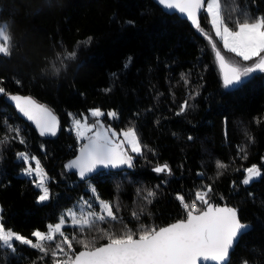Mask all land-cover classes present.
<instances>
[{
  "label": "trees",
  "instance_id": "16d2710c",
  "mask_svg": "<svg viewBox=\"0 0 264 264\" xmlns=\"http://www.w3.org/2000/svg\"><path fill=\"white\" fill-rule=\"evenodd\" d=\"M219 3L233 29L237 21L264 17V0ZM0 21L6 23L10 48L0 53V205L7 228L35 240L34 230L46 231L77 201L93 197L89 185L128 229L158 228L186 218L178 193L191 205L195 192L211 184L212 204L232 206L252 224L229 264H264V72L244 78L242 86L224 88L208 37L224 55L228 52L206 10L198 29L154 0H0ZM9 92L31 94L49 105L61 118L58 134L37 133L7 102ZM185 100L190 106L178 115ZM94 107L115 111L117 118L105 119L117 130L134 127L143 152L133 155L132 167L102 171L85 183L65 165L83 142L72 126L73 115ZM237 146L247 159L237 154ZM20 151L41 161L49 201L37 202L35 176L21 174ZM217 161L228 166L217 168ZM164 163L171 174L153 171ZM252 164L262 175L245 185L243 169ZM147 191L156 193L151 203L144 199ZM197 208L206 205L198 202ZM62 231L71 241L73 259L85 248L80 241L97 247L107 242L106 231L119 234L123 226L65 224ZM53 252V246L44 253L17 241L12 249L0 244V264L62 261Z\"/></svg>",
  "mask_w": 264,
  "mask_h": 264
},
{
  "label": "snow or ice",
  "instance_id": "6c2138e0",
  "mask_svg": "<svg viewBox=\"0 0 264 264\" xmlns=\"http://www.w3.org/2000/svg\"><path fill=\"white\" fill-rule=\"evenodd\" d=\"M158 3L165 9L175 10L185 15L198 29L200 27L198 13L206 10L211 16L215 36L222 43L223 48L241 58L243 62L253 61L249 66H242L234 60L226 59L217 48V42L212 41L209 36L225 89L242 86L243 78L256 71L264 72V17L251 22L247 19L243 22L237 21L233 29L221 16L218 0H207L206 9L205 0H158ZM130 60L131 58L129 62ZM124 67L127 68L128 64ZM115 75L113 73V76ZM182 79L185 84L189 83L186 78L182 77ZM3 91L4 89L0 88V92ZM10 99L15 102L19 112L28 121L34 123L41 136L56 134L57 117L46 106L36 103L31 97L12 95ZM189 106V101L185 100L177 114L185 112ZM78 115L80 118L73 117V126L78 140L83 142L79 147V154L65 165L66 169L76 170L81 181L87 183L90 174L101 167L133 166V156L128 154L129 150L135 154L143 152V146L134 127L116 132L110 125L105 126L102 117L115 119L118 114L115 111L105 113L99 107L90 109L87 115ZM90 119L93 120L92 123H89ZM13 131H16L19 143L25 144L26 141L19 136V129H13ZM241 153L244 154L243 158L247 159L244 149L237 146V154ZM16 156L18 161L25 165L21 169V174L29 178L35 176L32 182L39 190L37 202L49 201L52 194L47 186L48 177L41 161L35 155L30 156L26 151H20ZM33 161L35 167L32 166ZM216 166L226 168L228 165L217 161ZM153 171L157 174H171V168L167 163L157 165ZM243 171L246 175L242 183L245 185L262 175L260 167L256 164L244 168ZM89 190L100 209L98 213L91 211V202L85 200L83 204L89 209L86 214L82 209L80 216L76 211L68 210L60 216L59 222L48 224L46 231L34 230L31 236L35 238V242L7 228L3 217L0 216V243L12 249V242L15 240L46 253L44 242L53 241L55 235L59 234L64 237L63 243L71 249V241L62 231L66 223L65 216H67L74 226L91 227L96 222L118 223L123 226V231L119 234L106 231L104 234L107 236V243L103 246L90 248V242L80 241L86 250L75 255L74 264H207L210 261L220 264L227 260L230 249L242 231L250 227L241 222L236 208L216 206L210 202L208 197L212 192L211 184L195 192L191 205L184 202L183 195L177 194V199L186 211L185 219H178L175 223L158 228L141 224L137 232H133L124 225L123 220L113 211V205L100 199L96 194L95 187L89 185ZM155 195L154 191H147L144 199L151 203V198ZM198 202L206 205V209L200 211L197 208ZM133 216L139 218L135 212ZM63 243H57V251H63ZM52 254L55 256L56 252ZM57 264L62 262L57 261Z\"/></svg>",
  "mask_w": 264,
  "mask_h": 264
},
{
  "label": "rangeland",
  "instance_id": "374dc122",
  "mask_svg": "<svg viewBox=\"0 0 264 264\" xmlns=\"http://www.w3.org/2000/svg\"><path fill=\"white\" fill-rule=\"evenodd\" d=\"M218 3H219V0H218ZM219 5H220V3H219ZM220 14H221V12H220ZM210 15V14H209ZM210 19H211V16H210ZM213 31H214V29H213ZM214 35H215V31H214ZM218 39V38H217ZM219 40V39H218ZM9 38H8V33H7V29H6V23H4V22H1L0 21V53H8L9 52ZM226 50V49H225ZM228 52V51H227ZM230 54H232V53H230V52H228L227 54H225V56H226V58L227 59H230V60H234V61H236V62H238V63H240L242 66H249V65H251L252 63H253V61H248V62H243V61H239L238 60V58L239 57H237V58H234L233 56H231ZM232 55H234V54H232ZM235 56V55H234ZM236 57V56H235ZM255 59V58H254ZM251 75V74H250ZM249 75V76H250ZM248 76V77H249ZM244 79V78H243ZM94 108H97V107H94ZM100 108V107H99ZM90 109H92V108H90ZM89 109V110H90ZM102 111H104L105 112V110H103L102 108H100ZM106 113V112H105ZM88 114V112H86V113H84V115H87ZM75 115H73V117H74ZM76 117V116H75ZM105 117L106 116H104V117H102L101 119H102V121H103V123H104V125L105 126H108V124L106 123V119H105ZM76 118H80V116H78V117H76ZM93 122V120L92 119H90L89 120V123H92ZM72 126H73V118H72ZM111 126V125H110ZM73 128H74V126H73ZM111 128L112 129H114L116 132H120L119 130H117L116 128H114L113 126H111ZM136 132H137V130H136ZM137 134H138V132H137ZM139 136V135H138ZM140 139V138H139ZM141 141V140H140ZM142 144V143H141ZM128 154L129 155H134L135 153H131L130 152V150H129V152H128ZM32 166L33 167H35V162L33 161L32 162ZM46 183H47V181H46ZM94 187V186H93ZM101 199V198H100ZM85 200H87V201H90L91 202V204H92V208H91V211H95V212H99L100 211V209H99V207H98V204L96 203V201H95V199H94V197H92L91 199H85ZM85 200H81V201H77L76 202V204L73 206V207H71V208H68L67 210H66V212L68 211V210H73V211H76L77 212V215L78 216H80V214H81V209L83 210V212L86 214L88 211H89V209L83 204V201H85ZM103 200V199H102ZM105 201H107V200H105ZM109 202V201H108ZM110 203V202H109ZM0 216H1V205H0ZM65 224H71V219L69 218V219H66V223ZM19 233V232H18ZM64 233V236H66L67 237V234L65 233V232H63ZM19 234H21V233H19ZM22 235V234H21ZM24 236V235H23ZM25 237H27V238H29V239H32L31 237H28V236H25ZM69 239V238H68ZM33 240V239H32ZM63 240H64V237H62V236H60L59 234H56L55 235V239L53 240V241H47V242H44V247H45V249H49V247H51V246H53V249H54V252H56V255L54 256V257H56V258H59V257H62V261H60V262H64V259L66 260L65 262H67V258H71V253H72V250H73V248L71 247V249H69V248H66V249H64V246L65 245H67L66 243H63ZM14 242H15V240L12 242L13 243V245H14ZM18 242V241H17ZM33 242H35V240H33ZM53 243L52 245H49L50 243ZM57 243H63V249H64V251H62V253L60 252V251H57L56 250V245H57ZM1 245H3L2 243H0ZM4 246V245H3ZM68 247V246H67ZM55 262V261H54ZM66 264V263H65ZM237 264H248V262L246 261V260H243V261H241V262H239V263H237Z\"/></svg>",
  "mask_w": 264,
  "mask_h": 264
},
{
  "label": "water",
  "instance_id": "95a60500",
  "mask_svg": "<svg viewBox=\"0 0 264 264\" xmlns=\"http://www.w3.org/2000/svg\"><path fill=\"white\" fill-rule=\"evenodd\" d=\"M154 1L159 5L158 0H154ZM159 6H161V5H159ZM206 6H207V0H205V9H206ZM161 7H162V9H163L164 11H166V12H168V13H171V14H178L181 18H183V19H187L185 15L179 14V13H178L177 11H175V10H168V9H165L163 6H161ZM204 11H205V10H201V11L198 13V18H199V19H200V17L202 16V14L204 13ZM187 20H188V19H187ZM189 21H190V20H189ZM190 22H191V21H190ZM219 50H220V49H219ZM220 51H221V50H220ZM221 53L224 55V53H223L222 51H221ZM225 57H226V56H225ZM226 59H227V58H226ZM12 95H19V96H22V97H31L36 103L41 104V105H44V106H46L49 110H51V112L57 117V121H58L57 131H56V134H55L54 136H56V135L58 134V132L60 131V128H61V118H60V116H59V115H58V114H57V113H56V112H55V111H54L49 105H47V104H45L44 102L38 100L37 98H35V97H34L33 95H31V94H24V93H21V92H9V93L6 95V100H7V102H8L9 104H11V105L15 108L17 114H18L22 119H24L25 121L29 122V123L32 125V127L36 130L37 133H39V130L36 128V126L34 125V123L31 122V121H28L27 118L24 117L23 114L20 113L19 110L16 108V106H15V102H14V101H11L10 97H11ZM44 137H53V135H44ZM78 150H79V149H78ZM78 150H77L76 154H75L70 160L74 159L75 156L79 154V153H78ZM70 160H69V161H70ZM127 168H128L127 165H123V166H121V167H119V168H103V167H101V168H99L98 170H96L95 172L91 173V174H90V178L93 177L95 174H98V173H100V172H102V171H124V170L127 169ZM70 171L76 173L77 176H78V173H77L76 170H70ZM217 206H221V207H223V206H227V207L234 208V207L229 206V205H227V204H222V205H217ZM205 209H206V208H204V209H202V210H200V211H203V210H205ZM194 214H195V213H194ZM238 217H239V219L241 220L242 223L247 224V225H249L250 227L242 231V233H241V234L238 236V238L235 240V243H234L232 249H230L229 257L227 258L226 261H224V262H220V264H229V263H230V260H231V257H232V253H233V251L235 250L237 244L239 243L241 236H242L245 232H247L248 230H250L251 227H252V224H251V223H246V222H243V221H242V219H241V217H240V215H239V212H238ZM183 219H185V218H183ZM176 221H177V220H176ZM176 221L171 222V223H175ZM171 223H169V224H171ZM167 225H168V224H167ZM167 225H164V226H162V227H165V226H167ZM106 243H107V242H106ZM104 244H105V243H103V244H101V245H99V246H97V247L103 246ZM94 248H95V247H94ZM84 250H86V249L83 248V249L79 250L78 252H76V254H78L79 252L84 251ZM76 254H75V255H76ZM75 255H74L73 259L71 260V262L66 263V264H74ZM40 264H57V262H43V263H40ZM62 264H65V263H62ZM207 264H216V262H212V261H210V262H207Z\"/></svg>",
  "mask_w": 264,
  "mask_h": 264
},
{
  "label": "built area",
  "instance_id": "2783aa9c",
  "mask_svg": "<svg viewBox=\"0 0 264 264\" xmlns=\"http://www.w3.org/2000/svg\"><path fill=\"white\" fill-rule=\"evenodd\" d=\"M71 260H72V257L71 258H67V262H65L66 260L64 259L63 263H69V262H71Z\"/></svg>",
  "mask_w": 264,
  "mask_h": 264
}]
</instances>
